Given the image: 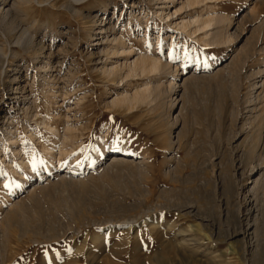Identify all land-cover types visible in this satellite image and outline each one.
<instances>
[{
	"label": "rangeland",
	"instance_id": "1",
	"mask_svg": "<svg viewBox=\"0 0 264 264\" xmlns=\"http://www.w3.org/2000/svg\"><path fill=\"white\" fill-rule=\"evenodd\" d=\"M68 3L0 0V264H264V0L183 9L233 19L216 47L163 19L170 0ZM103 24L104 52L160 46L188 81L104 71ZM148 80L145 103L114 100Z\"/></svg>",
	"mask_w": 264,
	"mask_h": 264
},
{
	"label": "bare ground",
	"instance_id": "2",
	"mask_svg": "<svg viewBox=\"0 0 264 264\" xmlns=\"http://www.w3.org/2000/svg\"><path fill=\"white\" fill-rule=\"evenodd\" d=\"M78 1H81V0H68L69 3L67 5V7L71 8V5L74 4L75 2H78ZM210 1L213 2V1H216V0H170V2H171L170 6L169 5H167V6L164 5L162 7H161V5L159 6V14L170 25H172L174 27H177L184 34L191 35V36H193L196 39L202 40L203 43L207 45V47H213V46L216 47L217 45H219L221 43H225V44L226 43H231L235 39V31H236V28H237V27L234 28L235 24H234V21H233L232 18H228L224 14L219 13L217 11L207 12L206 15L205 14H195V15L189 16V17L188 16H181L182 15V10L183 9L185 10L186 8L190 9V7L191 8H196L198 6H204L206 8V10H212L214 8V6L213 5H209ZM175 19H178V20L176 21ZM107 29H108L107 28V24H103L102 26H100L98 28V30L95 32V36L91 39L92 41L95 42V43H93V45H95V47L97 48V53H99V55L103 54L105 56V58L103 59V61H104L103 64H102V60L100 62L101 65H102V69L104 71H106L108 73H111V74H115V73H118L123 68H125V69H127L126 70V75H127L126 77H128V76H130L132 74H136V73H139V72L143 73V74L149 73V72L150 73H158L164 67H167V69H168L167 72H168L169 76L167 75L168 78L165 79L168 82V86L165 89L166 92L167 91H172L173 89H175V87H177L180 84L179 80H181V84L188 81L189 76L188 77H183L186 73L183 71L182 68H180V67L183 66V64H178V60L166 61L165 62L164 58L160 54L161 49L158 50L160 48V46L157 47V51L155 49V52L153 54L141 53V52H137L138 54H136V52L134 53L135 49L132 46H130V45H128L126 47L125 46H122V47L121 46L111 47L110 49L105 50V52H104L103 51L104 41L106 39H108L107 38V32H108ZM165 33L166 34L170 33V30L168 28H166V32ZM170 34H172V33H170ZM170 36H173V35H170ZM158 39H159V37H158ZM252 39H254V38H252ZM115 40H117V39H115ZM173 44H174V41L168 43L167 45L169 46V45H173ZM92 53H95V52H92ZM114 57H116V58L118 57V60H116V62H114L112 60ZM120 58H123L122 59L123 61H121ZM100 59H102V58L99 57L98 60H100ZM233 59H235V58H233ZM10 62H11V60H10ZM198 62L199 61L195 62L192 65L193 66V67H191V71L192 72H196L198 69H200L201 64L199 66ZM226 65H227V63H226ZM226 65H224L221 68L219 67V68L223 69V68L226 67ZM12 72L9 73L7 75V77H11V76H13L15 74V73H12ZM153 90H154V87H153L152 81L148 80V81H145V83L142 84V86H140L138 89H135L134 91H125L119 97H117L114 100L117 103H119V102L123 103V105L124 104L132 105L134 103H139V102L140 103L141 102L145 103L148 99H150V97H152ZM155 90H157V89H155ZM255 97H257V96H255ZM172 100H173V98H171V102H172ZM169 102H170V100H169ZM171 105H174L176 107L175 111H177L178 115H180V113L182 111V107L180 108L178 106V103L175 102V101ZM49 128H52V126L49 127ZM9 139H11V137ZM12 140H14V139L12 138ZM9 142H11V140ZM115 150H117V148ZM115 150L113 151L114 153L110 154V158H111L110 161L111 162L110 161L108 163L104 162L105 167H108L111 164H114V162H112V160H114L115 162H120L121 161V163L124 162V161H127V159H125L126 155H128V154L131 155L130 152L129 153L126 152L125 148H122L121 150L116 151V152H115ZM262 169H263V167H261V169H259L258 171H260ZM67 172H69V170ZM259 174H258L259 175L258 178H261L264 175V170L261 171ZM252 178H253V180L252 179H251V181L249 180L250 184L257 183V181H256L257 177L254 176ZM0 184H1V186L4 185V181L2 180L1 177H0ZM252 186H254V185H252ZM248 202H249L250 205H253L251 199H249ZM18 204H19V202H18ZM252 233H254V231ZM188 241L189 240L183 239L184 243L188 244L189 243Z\"/></svg>",
	"mask_w": 264,
	"mask_h": 264
},
{
	"label": "snow or ice",
	"instance_id": "3",
	"mask_svg": "<svg viewBox=\"0 0 264 264\" xmlns=\"http://www.w3.org/2000/svg\"><path fill=\"white\" fill-rule=\"evenodd\" d=\"M40 163H44L43 161H40ZM33 165L35 166V160H33ZM0 175H6L5 173H0ZM5 188L9 187L8 184L4 185Z\"/></svg>",
	"mask_w": 264,
	"mask_h": 264
}]
</instances>
